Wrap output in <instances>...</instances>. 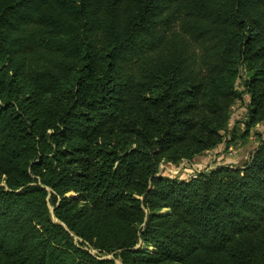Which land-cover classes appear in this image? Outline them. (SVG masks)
<instances>
[{
  "label": "trees",
  "instance_id": "trees-1",
  "mask_svg": "<svg viewBox=\"0 0 264 264\" xmlns=\"http://www.w3.org/2000/svg\"><path fill=\"white\" fill-rule=\"evenodd\" d=\"M245 96L241 138L264 0H0V264H264V139L160 174L230 149Z\"/></svg>",
  "mask_w": 264,
  "mask_h": 264
},
{
  "label": "rangeland",
  "instance_id": "rangeland-1",
  "mask_svg": "<svg viewBox=\"0 0 264 264\" xmlns=\"http://www.w3.org/2000/svg\"><path fill=\"white\" fill-rule=\"evenodd\" d=\"M240 89L243 86L240 83ZM248 97L245 96L244 102H237L232 110L231 128L237 129V139L231 145L230 149L223 146L217 153L211 152L205 157L197 158L192 165L182 163L178 166L163 164L160 168V174L164 176L181 178L189 180L194 175L202 171H210L219 166L232 165L235 167H243L249 160L250 155L257 148L260 139H264V126H259L253 130L248 138H241L245 131L244 119L246 116V104ZM231 140V136L227 137V142Z\"/></svg>",
  "mask_w": 264,
  "mask_h": 264
},
{
  "label": "crops",
  "instance_id": "crops-1",
  "mask_svg": "<svg viewBox=\"0 0 264 264\" xmlns=\"http://www.w3.org/2000/svg\"><path fill=\"white\" fill-rule=\"evenodd\" d=\"M218 151H219V150H218ZM218 151L216 150V151H214V153H217ZM118 264H120V263H118Z\"/></svg>",
  "mask_w": 264,
  "mask_h": 264
},
{
  "label": "built area",
  "instance_id": "built-area-1",
  "mask_svg": "<svg viewBox=\"0 0 264 264\" xmlns=\"http://www.w3.org/2000/svg\"><path fill=\"white\" fill-rule=\"evenodd\" d=\"M196 177V175H194L192 178H195Z\"/></svg>",
  "mask_w": 264,
  "mask_h": 264
}]
</instances>
